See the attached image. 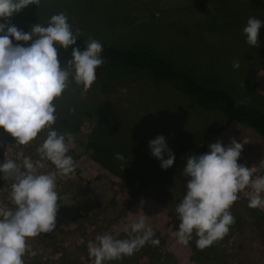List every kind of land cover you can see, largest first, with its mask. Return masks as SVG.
<instances>
[{"label":"rangeland","instance_id":"rangeland-1","mask_svg":"<svg viewBox=\"0 0 264 264\" xmlns=\"http://www.w3.org/2000/svg\"><path fill=\"white\" fill-rule=\"evenodd\" d=\"M61 12L84 39L148 49L198 84L226 91L237 101L247 99L264 113V27L258 47L246 43L243 33L250 17L264 21V0H39L9 22L28 32L38 23L47 26ZM233 61H239L238 69ZM54 104L53 129L74 136L75 146L67 154L76 173L57 177L56 228L29 238L24 264H92L88 242L105 233L128 238L131 223L141 215L159 245L149 242L133 255L105 264H264V209L248 207L250 187L238 193L230 208L235 224L222 240L199 249L195 232L186 246L171 235L180 223L175 209L187 192L183 169L188 155H199L202 148L205 154L217 141L226 147L233 138L247 140L237 163L253 168V178L264 176L252 157L264 142L253 130L235 121L221 129L225 119L216 110L190 103L169 84L155 87L147 78L106 91L97 79L87 91L72 82ZM46 134L19 145L0 129V164L8 159L22 164L26 156L39 159L36 149ZM157 136L165 137L175 156L167 170L149 149ZM100 145L122 150L124 161L112 160L106 169L91 158L93 150H103ZM44 163L42 171L54 170L50 161ZM124 165H140L148 172ZM12 183L0 179V206L14 208L7 199Z\"/></svg>","mask_w":264,"mask_h":264},{"label":"clouds","instance_id":"clouds-1","mask_svg":"<svg viewBox=\"0 0 264 264\" xmlns=\"http://www.w3.org/2000/svg\"><path fill=\"white\" fill-rule=\"evenodd\" d=\"M39 0H0V129L15 143L28 145L46 131V138L37 147L39 159L24 157L22 164L8 159L0 164V179L12 180L7 199L14 208L0 206V264H24L27 241L56 228L58 176H75L76 164L68 155L74 147L71 133H58L53 129L57 120L54 101L74 82L87 91L95 82L96 70L105 61L101 58L102 44L89 37L86 48L72 49V59L61 66L58 49L76 45L80 29L73 32L67 16L53 15L47 26L35 24L24 32L9 20L14 14ZM264 21L250 17L243 29L246 43L258 47L259 32ZM13 38L17 42L14 44ZM232 67L238 69L239 61ZM247 140L238 143L231 139L228 146L217 141L209 145V152L187 156L183 175L187 177V192L175 211L180 220L178 230L171 235L181 245H188L195 232L199 249L222 240L235 224L230 208L239 199L238 193L251 188L248 207L264 209V176L253 178V168L238 164ZM151 155L160 161L162 169L172 167L175 156L165 137L157 136L149 142ZM165 156L167 158L165 159ZM115 159L124 160L116 154ZM44 161L54 165L45 169ZM264 169V160L259 163ZM154 230L141 215L130 225L126 239H116L111 233L98 235L88 242L92 264H105L120 260L139 251L147 243L158 246Z\"/></svg>","mask_w":264,"mask_h":264},{"label":"trees","instance_id":"trees-1","mask_svg":"<svg viewBox=\"0 0 264 264\" xmlns=\"http://www.w3.org/2000/svg\"><path fill=\"white\" fill-rule=\"evenodd\" d=\"M87 41V39L78 36L76 45L70 46L66 50L57 44L61 66L66 65L72 59L74 47L84 50ZM13 43L24 45V42H17L14 38ZM100 43L103 46L101 58L105 63L97 68L96 79L99 81L102 91L118 85L126 86L129 81L139 78H147L155 87L162 83L169 84L172 89L184 96L190 103L204 109L216 110L224 119L233 117L237 120L236 122L250 128L264 140V113L249 104V100L239 97V101H237L226 91L198 84L191 74L172 67L148 49L127 50ZM101 134L104 135V130ZM101 148L102 151L96 149L91 152V158L94 161L106 169H109L108 163H112V160H114V164L121 162V160L115 159V155L118 153L124 155L122 150L115 151L103 146ZM132 161L136 163L135 159ZM0 162H2L1 154ZM124 166L137 172H148L140 165Z\"/></svg>","mask_w":264,"mask_h":264},{"label":"crops","instance_id":"crops-1","mask_svg":"<svg viewBox=\"0 0 264 264\" xmlns=\"http://www.w3.org/2000/svg\"><path fill=\"white\" fill-rule=\"evenodd\" d=\"M233 122V121H232ZM236 122V121H235ZM257 136V135H256ZM260 138V137H259ZM261 139V138H260ZM262 140V139H261ZM264 142V140H262ZM254 147H258V146H254ZM261 147H263L261 150L255 148L253 151V158L254 161L257 162V164L259 165V163L264 160V146L261 145Z\"/></svg>","mask_w":264,"mask_h":264},{"label":"water","instance_id":"water-1","mask_svg":"<svg viewBox=\"0 0 264 264\" xmlns=\"http://www.w3.org/2000/svg\"><path fill=\"white\" fill-rule=\"evenodd\" d=\"M232 121H237L233 117H228L225 119L224 125L222 126L221 129H225ZM205 140V138H203ZM204 148L201 149L199 155L203 152Z\"/></svg>","mask_w":264,"mask_h":264}]
</instances>
